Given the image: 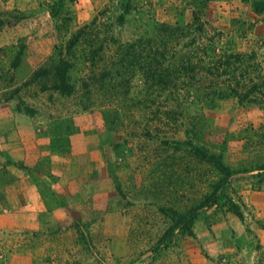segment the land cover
<instances>
[{"label":"rangeland","instance_id":"374dc122","mask_svg":"<svg viewBox=\"0 0 264 264\" xmlns=\"http://www.w3.org/2000/svg\"><path fill=\"white\" fill-rule=\"evenodd\" d=\"M56 2L0 0V260L25 249L33 264H264V175L251 171L264 165V16L214 0L194 24L196 0H140L120 25L119 0H65L52 17ZM153 23L193 25L160 32L165 90L143 78ZM127 45L137 58L117 71ZM232 54L243 63L212 76ZM59 57L74 64L71 97L35 76ZM247 91L259 103H240ZM187 140L247 172L228 188L243 218L216 207L163 242L166 209L188 210L219 176Z\"/></svg>","mask_w":264,"mask_h":264},{"label":"trees","instance_id":"16d2710c","mask_svg":"<svg viewBox=\"0 0 264 264\" xmlns=\"http://www.w3.org/2000/svg\"><path fill=\"white\" fill-rule=\"evenodd\" d=\"M120 1V10L121 14L118 17V22L120 25H123L126 23V19L129 15L132 14V12L136 9V3L140 0H119ZM195 8L192 13L194 18V24H198L200 22V16L201 13H204V10L206 6L214 0H196ZM245 3H248L251 5L253 11L257 15L264 16V0H242ZM65 5V0H58L50 10V13L52 17H56L59 15V8H63ZM95 23L89 25L86 28H83L79 33H77L73 38L72 42L69 46V52H73L74 47L78 45L79 42H81V39L83 38L84 32L86 29L92 28ZM193 26V25H192ZM191 24H189L187 27L182 26H167L165 24H157L153 23L151 25V28L154 30L152 31L154 33L151 34L155 42L150 40L149 46L153 47L154 45H157L158 51L154 53L152 56L151 62L147 65V71L144 72V80L145 84L148 86V89L152 90H165L168 88V78L169 75L167 72H169V69L167 67H164V62H161V60L157 59V53L159 52L161 57L165 55V52L161 51V46H167L168 40L162 39V36L160 35V32L169 30L170 35L172 36L169 39H174L177 37L179 32H183L189 28L192 27ZM157 34V35H155ZM145 35H150L148 32H146ZM115 43H119L117 40H115ZM143 44V43H142ZM153 45V46H152ZM134 46V44L132 45ZM125 47V46H124ZM120 48V47H119ZM133 49V48H132ZM128 48L125 51H123L121 58L118 61V65L116 67L117 71L120 69H124L127 67V62L129 65L132 66V62L130 60L137 58V56H133V54H130V51L132 50ZM157 49V48H156ZM155 49V50H156ZM93 57H90L89 60L91 62L95 61V53H92ZM157 54V55H156ZM18 55L16 59V66L19 64V56ZM88 60V62H90ZM128 60V61H127ZM244 56L240 54H232L224 60L225 62L215 65L214 67L208 68V71L211 73L212 76L220 78L224 75H232L233 70L231 69L234 67V65H237L238 63H243ZM221 67H223L221 69ZM74 68V64L70 59H67L65 57H59L58 59L52 61V63L45 68L40 69L35 73V76H44L49 81V86H46L48 89L55 90L59 92L61 95L66 97H71L76 94L77 92V84L74 83L71 76V70ZM179 68V67H177ZM185 68V67H182ZM181 69V68H179ZM187 70L189 67L186 68ZM235 71L239 70L238 68H234ZM111 71V69H110ZM109 70H105L103 72V78L106 79L108 75H110ZM174 73H178L177 71ZM103 81V80H102ZM87 87H89L88 84H85ZM256 84H254L253 88H255ZM50 87V88H49ZM252 88V89H253ZM233 95H238V90L235 88H232L230 90ZM228 91H221L217 97L220 99H225L228 96L230 97V94L227 95ZM216 91L213 92L214 95H216ZM252 92L247 91L246 94L239 100L240 103L242 102H250V103H259L257 100L252 98ZM242 95V94H241ZM89 106H85V109L91 110L88 108ZM188 134H192V132L189 130ZM185 149H187L188 153L192 154L196 159H198L202 163H206L210 165L218 174L217 180H215L211 184V190L208 194H206L198 203L191 206L186 211H178L173 208H167L166 214L170 217L172 223L167 229L165 235L163 236L162 241L166 242L170 240L175 234L181 233V234H191L192 228L195 222L199 219V216L204 213L205 211H209L211 209H214L216 207H225L228 212L233 213L238 218H243V213L240 209V206L234 202V200L229 195L228 188L230 186L231 178H233L235 175H238L239 173H247V172H238L231 167H229L223 160V157L221 155L215 154L210 152L208 149L201 145H196L191 141H185L181 143ZM258 171V176L264 175V165L258 166L254 170L251 171ZM248 171V172H251Z\"/></svg>","mask_w":264,"mask_h":264},{"label":"crops","instance_id":"0c3cea01","mask_svg":"<svg viewBox=\"0 0 264 264\" xmlns=\"http://www.w3.org/2000/svg\"><path fill=\"white\" fill-rule=\"evenodd\" d=\"M34 255L31 250H23L21 249H13L11 253L8 254V258L3 263L0 260V264H33L34 263Z\"/></svg>","mask_w":264,"mask_h":264}]
</instances>
